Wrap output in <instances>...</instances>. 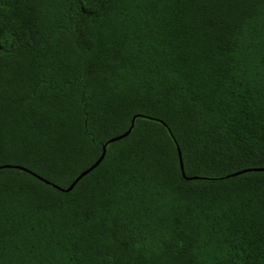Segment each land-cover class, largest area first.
<instances>
[{"label":"trees","instance_id":"obj_1","mask_svg":"<svg viewBox=\"0 0 264 264\" xmlns=\"http://www.w3.org/2000/svg\"><path fill=\"white\" fill-rule=\"evenodd\" d=\"M4 166L0 264H264V0H0Z\"/></svg>","mask_w":264,"mask_h":264},{"label":"water","instance_id":"obj_2","mask_svg":"<svg viewBox=\"0 0 264 264\" xmlns=\"http://www.w3.org/2000/svg\"><path fill=\"white\" fill-rule=\"evenodd\" d=\"M130 131L131 130H129L126 134H124V135H122V136H120V137H117V138H114V139H112V140H110V142L109 143H113V142H116V141H119V140H121V139H123V138H125V137H127L129 134H130ZM105 154H106V147H104V152H103V155L101 156V158L91 167V168H89V169H87L86 171H84L83 173H81L77 178H76V180L73 182V184L68 188V189H66V190H62V189H60V190H62L63 192H70L73 188H74V186L83 178V177H85L87 174H89L92 170H94L100 163H101V161L104 159V157H105ZM2 168H11V166H4V167H1L0 169H2ZM13 168H17V169H20V170H23V171H26L25 169H23V168H19V167H13ZM181 168L183 169V164H182V161H181ZM262 171H264V170H262ZM82 177V178H81ZM78 181V182H77ZM44 182H46V181H44ZM55 188H57V189H59L57 186H54Z\"/></svg>","mask_w":264,"mask_h":264},{"label":"snow or ice","instance_id":"obj_3","mask_svg":"<svg viewBox=\"0 0 264 264\" xmlns=\"http://www.w3.org/2000/svg\"><path fill=\"white\" fill-rule=\"evenodd\" d=\"M82 178V177H81ZM78 182V181H77Z\"/></svg>","mask_w":264,"mask_h":264}]
</instances>
